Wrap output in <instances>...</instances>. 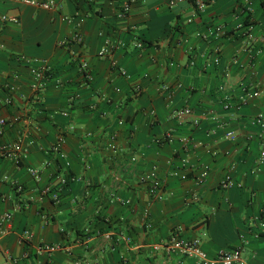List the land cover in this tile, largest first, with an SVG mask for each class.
I'll return each mask as SVG.
<instances>
[{"label": "crops", "instance_id": "0c3cea01", "mask_svg": "<svg viewBox=\"0 0 264 264\" xmlns=\"http://www.w3.org/2000/svg\"><path fill=\"white\" fill-rule=\"evenodd\" d=\"M53 1L44 9L0 0V148L21 139L15 155L0 154V214L12 213L0 264H197L154 249L176 226L209 255L242 245L244 264H264V238L246 227L264 207V131L251 124L264 92L238 102L242 85L264 89V0H205L202 9L194 0ZM106 39L115 46L100 56ZM20 56L49 65L43 89H32ZM135 83L141 93L130 97ZM166 133L171 141L156 142ZM58 137L68 167L52 149ZM150 171L162 183L156 197L142 181ZM66 173L79 180L55 202L43 189ZM227 174L234 185L222 188ZM119 234L130 242L115 243ZM40 243L56 248L40 252Z\"/></svg>", "mask_w": 264, "mask_h": 264}, {"label": "built area", "instance_id": "2783aa9c", "mask_svg": "<svg viewBox=\"0 0 264 264\" xmlns=\"http://www.w3.org/2000/svg\"><path fill=\"white\" fill-rule=\"evenodd\" d=\"M14 2H19L23 4H28L32 6H40L44 9H53L56 5L53 0H12ZM195 5L197 8L202 9L205 6V0H194ZM130 10V4L125 3L123 4L119 11H118V17L125 18ZM5 18V17H3ZM65 19L67 17H64ZM69 20V18H68ZM79 22H76V27L78 28ZM251 28V27H250ZM72 39L76 41H81L82 37L78 30L75 31ZM63 42H67V39H64ZM141 44H139L140 46ZM115 44H113L109 39H106L102 45V47L98 51V55L103 56L105 54H110L112 49L114 48ZM20 59L26 63H29L32 66V73H33V82H32V89L34 91H39L43 89L46 85L47 80L49 79V65L42 59L39 58H27L25 56H20ZM79 59V58H78ZM219 61V55L218 51L216 50L215 56L212 58L211 62L217 63ZM78 67L81 70L83 74V78L85 81H88L91 79V74L88 70L87 62L80 58L78 62ZM118 72L124 76L125 78L132 80V76L127 73L122 68L117 69ZM9 90L13 89L12 85L7 86ZM168 88V87H166ZM220 89H223V86H220ZM116 92H121V89L119 87H115L114 89ZM141 86L138 83L133 84L132 92L129 95L130 97H136L141 93ZM264 92V89L254 88L251 85H242L240 87V93L238 95V102L245 103L247 100L258 96L260 93ZM170 96H168V99ZM223 107L228 108L230 105V96L224 95L222 98ZM182 113H189L188 109L177 111L175 115H180ZM152 117H154V113L150 112ZM5 121L3 119H0V123L3 124ZM251 124L257 125L264 131V113H258L256 116H254L251 119ZM264 135V132H260L259 136L260 138ZM226 136L230 138H234V135L232 132H227ZM171 135L170 133H166L165 135L159 137L156 139V142H165V141H171ZM261 148L259 151V161L264 162V138L261 139ZM63 138L58 137L55 143L52 146V149L56 152L57 157H59L61 160H63L64 166H69V161L66 157V155L61 150L62 147ZM13 151L19 152L21 149V139H18L13 145L11 146ZM11 149V150H12ZM10 148L8 147H1L0 148V154L4 157H12L13 154ZM233 168V166H232ZM29 172L33 177L38 178L39 174L37 169L30 168ZM187 173L182 172L181 178H186ZM207 177V171L205 169L201 170L197 176V181L201 182L204 181ZM74 180H79V177L71 176L70 174H63L59 177V180L55 184L48 185L43 189L44 193H47L50 195L51 199L55 202H58L60 200V192L61 190L69 183ZM142 181L146 182L148 191L153 196H158L160 190L162 189V183L157 178V176L154 174L153 171L147 172L142 176ZM234 185L231 177L229 174H227L224 179L221 181L220 186L222 188H228L230 186ZM17 189H21V185L16 186ZM122 203H127L128 200H121ZM12 218V213L9 211H4L0 214V239L3 236L4 233V225L10 222ZM247 232L252 237L255 238H264V207L259 211L258 214L253 215L252 217H249L247 219ZM181 226H176L172 233L170 234L169 238L164 241L156 244L154 246V249H163L168 255L171 254H180L187 257H193L196 259L197 264H244V257H243V248L242 245H237L235 247L226 248V249H219L214 255H209L206 251H204L200 246V240L198 238L193 239H185L180 236ZM24 236L26 238H30L31 234L29 231H24ZM120 240H124L127 242H130L129 236L124 235H115V243L119 242ZM246 239H242V242H246ZM56 246L49 244V243H40L37 246V250L40 252H46L50 253L52 252ZM71 264H83L80 260H75ZM127 264H135V263H127Z\"/></svg>", "mask_w": 264, "mask_h": 264}]
</instances>
